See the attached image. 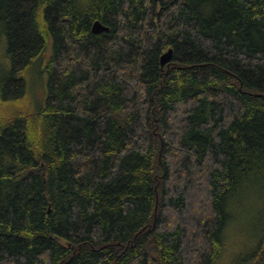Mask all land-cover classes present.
Returning <instances> with one entry per match:
<instances>
[{"label": "trees", "instance_id": "16d2710c", "mask_svg": "<svg viewBox=\"0 0 264 264\" xmlns=\"http://www.w3.org/2000/svg\"><path fill=\"white\" fill-rule=\"evenodd\" d=\"M0 35V264H264V0H0Z\"/></svg>", "mask_w": 264, "mask_h": 264}, {"label": "rangeland", "instance_id": "374dc122", "mask_svg": "<svg viewBox=\"0 0 264 264\" xmlns=\"http://www.w3.org/2000/svg\"><path fill=\"white\" fill-rule=\"evenodd\" d=\"M3 40H4V38L2 37V35H0V68L3 72H5L4 67L6 65V68H7V64H5V61H4V44H3L4 42H3ZM0 75L3 77L2 72ZM31 77H32L31 91H32L33 95L37 98L38 103H41L42 100L44 99V95H45L44 79L42 78V76L38 72H35ZM253 219H254V217H252V216H249L247 218L245 216H240L238 218V222L236 224V227H238L240 229V231L246 233V236H247V232L250 231V229H251ZM233 234L234 235L229 236V241H228L229 253H231V248L233 250L232 251L233 253L238 252V250L240 248H242L243 250L248 249L247 251L252 249L251 245H250V248L247 245L246 246H240V244L243 243V242L240 243V241L243 240V237H242L243 235L241 234V232L240 233H236V232L234 233L233 232ZM228 262L230 263L231 259Z\"/></svg>", "mask_w": 264, "mask_h": 264}, {"label": "water", "instance_id": "95a60500", "mask_svg": "<svg viewBox=\"0 0 264 264\" xmlns=\"http://www.w3.org/2000/svg\"><path fill=\"white\" fill-rule=\"evenodd\" d=\"M110 27L103 24L99 19L95 20L92 25V31L94 33L108 32ZM173 56V48H169L167 51L163 52L161 55V64H168Z\"/></svg>", "mask_w": 264, "mask_h": 264}]
</instances>
